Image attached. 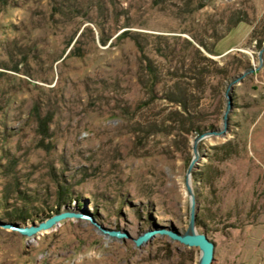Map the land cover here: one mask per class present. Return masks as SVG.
Here are the masks:
<instances>
[{
	"label": "rangeland",
	"instance_id": "rangeland-1",
	"mask_svg": "<svg viewBox=\"0 0 264 264\" xmlns=\"http://www.w3.org/2000/svg\"><path fill=\"white\" fill-rule=\"evenodd\" d=\"M263 45L264 0H0V264H199L135 238L188 230L195 137L247 68L190 179L212 264H264ZM64 210L90 218L10 227Z\"/></svg>",
	"mask_w": 264,
	"mask_h": 264
},
{
	"label": "water",
	"instance_id": "water-1",
	"mask_svg": "<svg viewBox=\"0 0 264 264\" xmlns=\"http://www.w3.org/2000/svg\"><path fill=\"white\" fill-rule=\"evenodd\" d=\"M264 60V45L260 49V61L261 63ZM251 68H247L244 73L239 74L238 76L233 77V79L229 83L227 95H228V102L227 107L224 113V125L221 128L216 129H210L205 130L202 132H198L197 136L195 137V145H194V160L189 166L188 174H187V186L188 191L191 197V221L189 224L188 230H186L184 233L180 232H168L165 230H147L144 233L140 234L138 237L135 238V243L137 245H142L143 243L147 242L148 240L152 239L157 233H168L171 237L180 240L181 242L190 245V246H199L201 249V256L199 264H212V261L214 259V249H215V243L208 237V235L205 232H198L196 230V219H197V201L196 197L191 185V172L193 170L194 164L196 160L199 158V153L197 150V143L198 141L210 134H222L225 133L226 130L229 128V116L230 112L233 109L234 103H233V84L237 82L239 79L243 78L245 74L250 70ZM67 217H77V218H83V219H89L90 216L87 214H83L81 212H75L70 210H64L58 213H55L51 215L50 217L40 221L39 223H32L31 225L27 224H16V225H10L13 229H16L20 231L24 235H33L37 233L40 230H45L52 228L53 226L60 223L61 220L67 218ZM105 232L112 236L122 237L126 233L121 232L120 230L116 229H105L103 228Z\"/></svg>",
	"mask_w": 264,
	"mask_h": 264
},
{
	"label": "trees",
	"instance_id": "trees-1",
	"mask_svg": "<svg viewBox=\"0 0 264 264\" xmlns=\"http://www.w3.org/2000/svg\"><path fill=\"white\" fill-rule=\"evenodd\" d=\"M181 98H182V97H181ZM186 99H187V98H186ZM181 101H182V102H184V104H186V101H185V99H184V98H183V99H181ZM182 102H181V103H182ZM185 106H186V105H185ZM185 110H187V109L185 108ZM49 216H50V215H48V217H49Z\"/></svg>",
	"mask_w": 264,
	"mask_h": 264
}]
</instances>
